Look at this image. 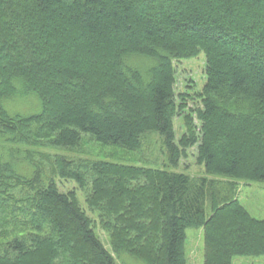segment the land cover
Here are the masks:
<instances>
[{"label": "trees", "instance_id": "1", "mask_svg": "<svg viewBox=\"0 0 264 264\" xmlns=\"http://www.w3.org/2000/svg\"><path fill=\"white\" fill-rule=\"evenodd\" d=\"M202 52L203 106L187 110L175 62ZM153 131L172 167L196 146L208 175L264 181V0H0V264H187L189 228L205 264L264 255V219L215 178L50 151L84 134L136 150ZM57 177L90 188L111 250Z\"/></svg>", "mask_w": 264, "mask_h": 264}, {"label": "rangeland", "instance_id": "2", "mask_svg": "<svg viewBox=\"0 0 264 264\" xmlns=\"http://www.w3.org/2000/svg\"><path fill=\"white\" fill-rule=\"evenodd\" d=\"M88 63L86 62V65ZM177 70L176 91L178 94L184 93L186 95L185 102L187 103V110L197 107H202V102L198 91L202 89L206 81V56L202 52L197 57L181 60L175 62ZM31 104V105H30ZM67 104V102H65ZM14 108L21 109V111H29L32 108H36L35 101H17L14 103ZM182 114L177 115L175 119L177 141L185 132L184 118ZM91 134H84L82 141V149L67 150V149H54L50 150L53 153H60L69 158L72 157H91L95 159L111 160L115 162H122L128 165L136 166H151L161 167L166 169H173L176 171H182L189 174L191 177L198 179L200 177L207 176L208 178H215L217 184L222 189L230 188L234 194L239 198L245 208L255 218L264 219V181H247V180H234L225 177H214L206 173L203 165L197 162V148L196 146L190 147L187 154L182 157L177 166L172 167L168 162V153L166 145L164 143L163 136L156 131L148 132L142 136V145L139 149L129 150L121 147L106 146L96 140H92ZM86 141V142H85ZM85 143V144H84ZM0 145H3L0 143ZM12 148H18L16 152V158L25 150H31L32 152H42L34 147L9 145ZM2 149V146H0ZM21 158V157H20ZM24 163V164H23ZM19 166V172L24 176H30L32 173L29 170V162L23 161L17 164ZM51 177L49 169H45L43 173V180L46 182ZM61 191L68 192L75 190L81 206L86 210L88 215L95 220V227L98 235L105 244V246L111 250L110 238L99 224V213L92 211L87 204V197L90 192V188L82 189L75 181L56 178ZM207 213H211L210 204L207 202ZM228 223L222 224V230L225 231ZM186 256L187 264H205V233L203 228H189L186 231ZM128 262L133 261L134 264H145L142 261L136 260L129 255H126ZM120 264H125L121 259L118 260ZM233 264H264V255H250V256H235L233 258Z\"/></svg>", "mask_w": 264, "mask_h": 264}]
</instances>
